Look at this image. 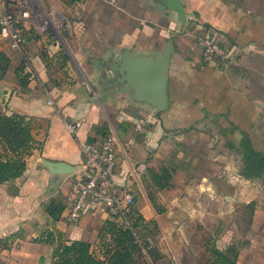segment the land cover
<instances>
[{"label":"crops","instance_id":"1","mask_svg":"<svg viewBox=\"0 0 264 264\" xmlns=\"http://www.w3.org/2000/svg\"><path fill=\"white\" fill-rule=\"evenodd\" d=\"M44 1L53 27L0 43V111L34 138L23 175L0 184V264H46L71 241L106 260V226L122 224L100 203L73 217L67 198L88 175L82 147L108 137L144 220L138 264H190L199 247L212 264L215 245L264 264V174L246 178L238 151L247 135L264 153V0H182L184 24L171 0ZM204 36L233 61L206 62ZM169 49L161 109L143 90L158 91ZM0 154L13 157L1 140Z\"/></svg>","mask_w":264,"mask_h":264},{"label":"built area","instance_id":"2","mask_svg":"<svg viewBox=\"0 0 264 264\" xmlns=\"http://www.w3.org/2000/svg\"><path fill=\"white\" fill-rule=\"evenodd\" d=\"M42 24H36L30 7L22 0H0V43L11 40L14 49H20L26 32L35 28L45 32L51 27L50 15L44 11ZM49 20V22H48ZM204 60L212 62L216 59L233 61L231 52L213 38L204 36L199 41ZM73 132L76 125H70ZM84 166L88 175L79 180L75 188L68 194V202L73 217L78 216L92 203L103 204L113 219L132 230L136 241L143 246L140 228L144 220L134 209L135 196L130 192L120 193L116 186L117 170L115 139L108 137L97 146L85 144L82 147Z\"/></svg>","mask_w":264,"mask_h":264},{"label":"trees","instance_id":"3","mask_svg":"<svg viewBox=\"0 0 264 264\" xmlns=\"http://www.w3.org/2000/svg\"><path fill=\"white\" fill-rule=\"evenodd\" d=\"M22 84L25 82L22 80ZM0 140L9 149L13 157L4 158L0 154V184L21 177L26 169L25 155L34 143L30 127L24 116H8L0 111ZM238 151L243 156V175L248 179L260 178L264 174V153L257 151L249 136L245 135ZM147 229V228H145ZM106 231L111 240L106 248V260L97 257L91 245L83 241H71L61 244L46 264H138L143 257L144 248L140 245L129 227L109 222ZM212 264H237L238 252L232 247L212 248Z\"/></svg>","mask_w":264,"mask_h":264},{"label":"water","instance_id":"4","mask_svg":"<svg viewBox=\"0 0 264 264\" xmlns=\"http://www.w3.org/2000/svg\"><path fill=\"white\" fill-rule=\"evenodd\" d=\"M170 4V3H169ZM171 7L178 13L180 21L182 24L186 21V14L184 10V5L182 0H171ZM171 50L169 49L164 58L162 59V64L160 66L159 81L160 87L158 91L152 92L148 90H143L144 95L148 98L152 103L158 105L161 109H165L168 105L167 91H166V69L169 64Z\"/></svg>","mask_w":264,"mask_h":264},{"label":"rangeland","instance_id":"5","mask_svg":"<svg viewBox=\"0 0 264 264\" xmlns=\"http://www.w3.org/2000/svg\"><path fill=\"white\" fill-rule=\"evenodd\" d=\"M22 1L25 2L30 7V10L32 12L33 18L35 19V23L36 24H42V20L44 21V20L47 19V17H45L43 15H45L44 11H46L47 8L49 9V6L47 5V3L44 0H22ZM51 19H52V17H51ZM51 21H52L51 22V27H53V25H54L53 19ZM48 22H49V20H48ZM61 22L64 25L67 24V22L65 21V18H61ZM56 26H57V24H56ZM201 243L204 244L205 241H202ZM240 245H242V244H240ZM203 252H204V250H202L199 247V250L197 251V253H198L197 256L192 260V263H190V264H199V263H201V261H202L201 257H202ZM205 259H207L206 255H205Z\"/></svg>","mask_w":264,"mask_h":264}]
</instances>
